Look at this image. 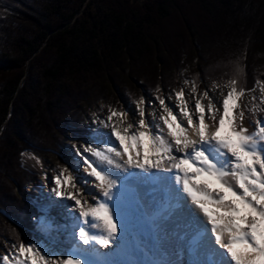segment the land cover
<instances>
[{"label":"trees","instance_id":"16d2710c","mask_svg":"<svg viewBox=\"0 0 264 264\" xmlns=\"http://www.w3.org/2000/svg\"><path fill=\"white\" fill-rule=\"evenodd\" d=\"M174 18L183 47L167 69L161 52L172 41L163 25ZM151 57L153 75L134 79L132 69ZM237 64L245 87L264 80V0H0V255L33 239L27 188L37 178L24 154L45 165L57 159L67 126L85 135L100 102L118 108L121 72L131 79L121 95L135 104L144 91L178 90L185 79L201 91L226 83Z\"/></svg>","mask_w":264,"mask_h":264},{"label":"snow or ice","instance_id":"6c2138e0","mask_svg":"<svg viewBox=\"0 0 264 264\" xmlns=\"http://www.w3.org/2000/svg\"><path fill=\"white\" fill-rule=\"evenodd\" d=\"M241 76L245 68L237 64L220 99L210 95L220 88L215 82L201 91L197 79H185L187 95L184 87L167 96L157 87L158 113L147 111L145 97L131 113L108 106L106 118L95 120L107 130L97 132L100 143L77 148L73 166L44 176L50 193L69 202L60 205L70 220L69 248L6 243L0 264H97L96 246L107 249L119 238L122 190L137 173L170 181L177 206L191 205L207 234L202 243L217 256L212 264H264V80L247 88ZM171 99L176 103L170 106ZM48 200L54 202L51 195Z\"/></svg>","mask_w":264,"mask_h":264},{"label":"rangeland","instance_id":"374dc122","mask_svg":"<svg viewBox=\"0 0 264 264\" xmlns=\"http://www.w3.org/2000/svg\"><path fill=\"white\" fill-rule=\"evenodd\" d=\"M165 28V32L168 35V38L170 39V42L172 43L168 44V49L165 51H162L161 54L164 55L166 62L169 63H174V57H178V55H175V53H172V50H176V52H179V49L183 47V45H178L181 43L178 41L179 37L183 35L184 33V27L181 21L178 19L174 18L172 21L165 23L163 25ZM168 39V40H169ZM184 44V43H183ZM171 50V51H170ZM164 52V53H163ZM158 58L157 57H151L145 59L142 63L136 65L132 69V73L134 79H136V76H144V75H153V72L155 71L157 64ZM174 64H171L167 69H170ZM158 68V67H157ZM161 68V67H160ZM159 70V69H158ZM157 70V71H158ZM152 73V74H151ZM156 73V72H155ZM123 74V75H122ZM128 75L129 72H128ZM120 79H117V82L120 84L117 86H114V93L117 98L115 104L119 106L116 109H121V110H128L133 112L135 110V104L130 103L128 101V98L124 97L123 94L121 95V90L122 86L125 84L129 85L131 83V79L129 76H127L126 73H122L119 75ZM130 79V80H129ZM183 86L186 91V95L190 92V87L186 86L184 84V81L182 82ZM220 85V88L215 89L214 91H210V95L215 96L216 98L220 99V92L223 91L226 93L227 89L224 88V82L218 83ZM136 86V84H134ZM213 84H207L206 87L203 89H211V86ZM169 94H174L172 90L167 91L166 93L163 92L161 95H169ZM143 97L146 98L147 102V111L152 112L154 110L159 112V104L158 101H156L155 97L156 95L151 94L147 91L143 92ZM167 103L169 105H174L176 102L174 99L167 100ZM98 111L95 109H92V119L89 122V132L85 135H75L72 134L70 131L74 130L73 126H67L68 130H66V134L64 136V144L62 145V148L60 149L59 153L55 154L56 158H49L50 160L45 163V165L42 163L39 164V167L37 169H31L28 166V158L33 157L32 154L26 153L23 156L22 162H23V167L32 173L36 175L37 178V183L35 185V188H27L28 192V201L33 208L37 210V214L33 216L32 219H30V223L28 228L31 230V234L33 236L32 241H39L41 244L46 245V246H51L55 247L56 244H70L71 236L69 233L66 232V228L68 227L70 220L67 215V212L65 209L60 206L62 204L69 203L67 201L61 202L58 200V198L54 197V194L50 193V188L51 184L50 183H45L44 176L47 174L49 177H51L54 173L53 170L58 169L61 166H68L71 167L73 166L78 160L79 157L76 155V149L80 148L82 149L84 146H87L88 144H92L95 146L97 143H100V138L97 136V132L99 131V126L97 123H95V120L97 117L100 119L106 118L107 115V110H108V104L106 103H99L98 105ZM178 111V109H176ZM101 146L103 144L101 143ZM87 155V153H85ZM78 174H83V167L81 166L79 168ZM38 191V196L35 197L33 196V192ZM51 195L52 201L50 202L48 200V197ZM163 193L160 192L159 197L160 201H165L163 197ZM130 200H126L128 203ZM184 205H187V203H184ZM190 206V204H188ZM124 210V211H123ZM128 210V218L123 219L122 217V232H125L127 237L131 238L134 237V242L135 245L132 247L131 255L132 258L129 259L126 263L124 264H191L190 260H187L185 254V248L183 243L181 246L183 248L184 252V257L179 258L176 256L175 253V260L172 261L171 254L168 252L167 248L164 246V243L168 241V235L169 232L166 233L165 230H163V220H160L161 222H157V220L153 221V224L150 225V223L144 221V217H146V220H148V216L145 213L144 209V203L142 201L140 202H135V207L134 210ZM126 211L125 204L120 202V213L121 215ZM173 236L171 235L170 237V243H171V238ZM179 239V238H178ZM180 240V239H179ZM165 241V242H164ZM117 245L113 244V246L108 248V251L106 252L107 255H113L115 253V247ZM174 249V247H173ZM176 249V247H175ZM122 264L119 263L115 258L112 259L111 264Z\"/></svg>","mask_w":264,"mask_h":264},{"label":"bare ground","instance_id":"6f19581e","mask_svg":"<svg viewBox=\"0 0 264 264\" xmlns=\"http://www.w3.org/2000/svg\"><path fill=\"white\" fill-rule=\"evenodd\" d=\"M99 131H107L106 129L99 128ZM28 166L31 169H37L39 164L34 159L28 158ZM155 175L166 177L170 176V173H156ZM148 174L137 173L136 175L129 176L124 183V188L121 195V204L124 203L126 211L121 215V218H128V208L134 210L135 202L142 201L144 203V209L148 220L144 217L142 223L153 224L154 220L161 222L163 220V230L166 233L169 232L168 241H164V246L171 254L172 261L176 256L179 258L184 257L182 251V244L185 248V256L187 260L191 261V264H212L217 259L213 246L209 243H202L207 236L203 232L200 224L197 222L194 216V210L191 205H184L181 201L177 206L178 198L172 191L170 181H159L145 178ZM163 193L165 201H160L159 194ZM128 201V203L126 202ZM124 211V210H123ZM173 236L170 243V237ZM180 240H179V239ZM134 237H127L125 232L120 233L119 238L114 244L115 253L113 255H107V249H101L96 246L97 253L93 256V259L97 264H111L112 259H116L119 263H126L132 258L130 254L132 247L135 245ZM70 246V244H69ZM68 244H56L54 249L59 251H65L69 248ZM174 247V249H173ZM176 247V249H175ZM117 264V263H115Z\"/></svg>","mask_w":264,"mask_h":264}]
</instances>
